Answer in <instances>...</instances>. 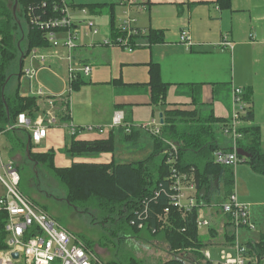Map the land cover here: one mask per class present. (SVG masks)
Returning <instances> with one entry per match:
<instances>
[{"label":"crops","instance_id":"0c3cea01","mask_svg":"<svg viewBox=\"0 0 264 264\" xmlns=\"http://www.w3.org/2000/svg\"><path fill=\"white\" fill-rule=\"evenodd\" d=\"M90 4H99V6L89 9L87 5ZM83 6L92 16H98L105 12L108 19L107 30L103 33L101 40L78 42L77 46L75 45V48L69 51L76 64L91 66V72L88 75H81L83 82L76 89L75 96L73 95V98L78 97V100L82 102V112L76 116L74 110H71L70 94L75 90L72 91L71 88L69 91L67 80L65 82L68 64L65 58L68 54L66 48L65 51L62 50V54L60 53V59L46 60L48 66L43 67L49 68V71L62 83L61 91L46 90V96L55 101V120L51 124L46 125L41 116L44 112L41 102L47 98L35 93L39 87L45 90V87L37 79L39 73L43 71L42 68L31 79L21 72L23 75L21 77H25L29 81V94L20 93L19 83L14 92L4 93L6 96H10L18 90L20 96H34L37 99L36 103L39 108L37 113L40 111L42 113H36L33 119H29L35 120L39 117L46 126L47 132L39 144H33L32 152L43 153L53 149L56 167H69L72 163L132 162L118 161L115 157V149L113 152L90 153L74 158L67 157L62 149L70 139L68 125L72 124L77 128L83 124L109 127L116 111L122 113L123 124H128L130 129H136L139 135L135 141L121 142L119 135L116 134L115 141L117 140L120 145L133 144L136 146L142 135L141 126L151 119L158 118L159 120V113H162L159 108H152L149 104L150 95L147 82L150 62L159 64L161 79L168 83L166 102L182 109L198 108L203 115L212 113L214 117L224 120V124H217V134L224 135L222 128L231 117L233 110L232 87L242 88L245 112L251 110L253 116L252 121L247 124L259 126L260 145L264 152V0H231L230 7L224 9L218 7L216 0H137L132 5H126L122 0H70L71 12L78 13L76 22L82 19L79 9ZM111 15L114 16L116 25L122 17L129 15L135 19L134 26L147 32L150 29L158 31L163 41L150 44L146 37H140L136 39V45L131 51L119 46L105 45L102 40L110 35ZM93 26H95L94 23ZM77 28L78 25L75 22L72 23L74 34ZM183 29H187L191 36L192 44L188 48L179 41V35ZM223 37L231 41V47L219 45ZM26 55L23 58H26ZM55 59L61 62L55 63ZM31 63L33 67L39 65L37 60H32ZM28 64H30L29 60ZM53 64L63 68V74L66 70V74L61 75L50 69V65ZM21 65L22 63L19 64L20 70L22 69ZM32 81H34V86H31ZM245 91H248L249 94L250 102L248 103L244 99ZM59 99L62 103L68 101L69 123L61 122L59 119L65 107L64 104L56 103L59 102ZM56 119L58 120L56 121ZM7 127L8 124H5L0 129V164L12 161L21 175V172L31 167L30 164L33 165L25 157L26 151L20 144L22 140L27 143L30 131L14 128L7 131L5 129ZM117 128L105 130L103 133L79 132L75 138L76 140L106 139L110 131L116 132ZM220 145L231 147V143L230 145L220 143ZM128 150L124 149L123 151ZM254 173L259 175L258 179L264 184V176L255 171ZM233 192H235L234 186ZM5 193L6 187L0 180V197ZM211 195L209 201L200 199L201 206L198 208L196 217L202 216L209 221L207 226L199 227L198 232L208 230V240L210 241L198 249L201 254L189 251V254H193L194 257L187 260L189 264H198L204 260L207 264H219L221 259L217 262H212L209 259L210 255L206 247L215 244L225 246L230 252H233L230 246L234 241L238 243L234 232L229 231L231 226L227 218L221 209L219 210L220 207L218 208L219 203L228 197L225 195L223 186L220 185L219 190L214 191ZM237 198L249 206L254 205L255 207L258 203L264 206V200L257 202L238 195ZM253 212L251 220L254 219L257 222L254 218L256 210ZM227 233L234 235L233 243L226 241ZM203 251H207L209 256L206 257ZM184 252L181 254L183 255ZM184 258L181 257V261L188 264ZM252 258L249 257L248 263L258 264V260H252ZM14 259L16 260L15 264H22L19 257Z\"/></svg>","mask_w":264,"mask_h":264},{"label":"trees","instance_id":"16d2710c","mask_svg":"<svg viewBox=\"0 0 264 264\" xmlns=\"http://www.w3.org/2000/svg\"><path fill=\"white\" fill-rule=\"evenodd\" d=\"M55 1L57 0H17L16 13L13 14L14 0L10 5L8 0H0V129L5 124H14L20 113H26L28 118L33 119L39 109L34 96H20L18 90L10 96L3 93V87L7 80V66L15 58L18 47L15 36L18 22L15 20V15L19 12L25 16V11L30 5L39 10L37 13L42 15V3H46V13L51 14ZM230 1L216 0L221 9L229 8ZM97 6L99 4L87 5L89 9ZM80 8H84V6ZM123 36L124 33L117 28L114 16L111 15L110 38ZM140 37H146L150 44L163 41L160 33L153 29L142 36H131L130 41L135 43L136 39ZM46 45L47 42L42 32L29 25L27 48L22 57L33 47ZM148 67L149 104L152 108L157 107L161 110L163 122L160 124V134H151L153 145L147 157L129 163L115 161L109 164L72 163L69 167H56L54 164L55 151L50 149L43 153L32 152L33 143L31 140L29 142L30 158L26 154L25 157L33 163V183L37 180L35 170L40 169L52 174L65 190V201L77 211L84 213L96 211L100 218H103L102 222L111 221L123 233L129 232L136 235L146 232L151 238L163 236L170 248L177 253L179 251H194L199 254L198 249L203 246L196 226L200 204L193 207L185 216H182L175 206L169 205V176L171 172L166 159L171 148L166 141L170 140L177 144L176 166L178 169L193 171L199 202L201 200L209 201L211 194L219 190L220 185L223 186L225 195L229 196L233 192L234 186L233 167L213 162L215 150L231 149V147H222L216 136L217 124H224L225 121L214 117L212 113L203 115L198 108L182 109L168 104L166 102L168 83L161 79L159 64L150 62ZM18 76H21V70ZM82 82L81 77L72 81V90H76ZM244 99L247 103L250 102L248 91H245ZM63 104L65 106L67 102H63ZM63 113L59 117L60 121L70 122L69 114ZM241 119L244 121V124L239 128L242 138L237 140L236 145L248 152L249 158L240 157L249 164L253 171L264 176V152L260 145V128L258 125L247 124L253 119L251 110H247ZM125 126H119L116 132L111 130L106 139L76 140V134H73L69 136L70 139L62 152L69 158L90 153L113 152L116 134L119 135L121 142L135 141L139 135L134 128H131L130 132H126ZM27 133L29 134V132ZM20 144L25 151L26 141L22 140ZM35 162H37L36 166ZM24 179L20 175L19 188L21 190ZM165 207H169L167 219H165L167 223L159 219ZM6 217V212L0 210V250L7 248L4 230ZM141 221H144L143 227L138 228L136 224ZM233 240L234 235L227 233L226 241L233 243ZM243 245L246 246V254L249 257H255L258 261L262 260V264H264V235H261L258 241H248L246 245ZM180 258L179 254L176 257L177 260L160 264H185ZM125 262L126 264H140L139 261L135 262L133 257L127 258ZM109 264L115 263L110 262Z\"/></svg>","mask_w":264,"mask_h":264},{"label":"built area","instance_id":"2783aa9c","mask_svg":"<svg viewBox=\"0 0 264 264\" xmlns=\"http://www.w3.org/2000/svg\"><path fill=\"white\" fill-rule=\"evenodd\" d=\"M137 0H122L126 5H132ZM46 3H42V15L38 14L33 6L26 9V17L28 24L37 28L42 32L47 42V47L40 50V47L32 48L26 55L31 62L37 60L38 67L29 65L24 68L23 72L26 77L31 79L36 72L47 67L46 60L58 58L60 55L54 48L58 50V40L62 37L64 47L68 50L65 56L68 61L67 66V83L69 86L72 81L76 80L82 74L88 75L91 72V66L88 64H76L70 50L75 48L73 39L75 38L72 29V20L70 16V0H57L53 3L51 14L46 13ZM135 19L126 15L120 19L117 28L124 33L123 37L110 38V35L102 40V43L110 46H119L131 51L135 43L130 41L131 36H142L147 33L146 30L134 26ZM91 32L96 34L98 29L89 22ZM94 27V28H93ZM62 36V37H61ZM179 41L186 47L192 44L190 33L187 29H183L179 35ZM221 47H231V41L223 37L219 43ZM46 49V50H45ZM59 51V50H58ZM60 53V52H59ZM35 93L38 96H46V91L39 87ZM233 110L227 124L223 126L222 132L227 135L231 141V149H217L213 152V162L223 166L233 167L237 163L243 161L236 152V142L242 137L239 131L243 124L241 116L245 112V102L242 98L243 90L240 87H232L231 91ZM51 99V98H50ZM52 103V102H51ZM54 121V117L52 116ZM52 123V122H51ZM13 128L28 129L30 131V140L33 144H39L45 137L47 128L43 121L38 117L30 120L25 113H20L16 117ZM125 126L123 124L122 113L116 111L109 127L103 126H87L79 128V131H95L103 133L105 130L114 129V127ZM144 129L153 135L160 134V123L156 119H151L148 123L143 124ZM125 131L129 132L130 127L125 126ZM170 148L166 162L170 165V186H169V205L175 206L182 216H185L193 207L199 205L197 198V185L193 171H180L177 168V149L176 144L172 141H166ZM0 180L6 187V193L0 197V209L7 214L4 230L6 232L7 248L0 252V264H15L16 260L12 257V253L18 252L19 259L22 264H96V260L90 251L83 248L77 237L61 227L58 222L38 208L32 200H28L19 190L20 174L12 161L0 164ZM201 206V204H200ZM222 213L227 218L229 224L234 228L240 226L252 227L249 221V205L241 202L235 192L229 196L220 205ZM169 207L163 209V214L159 217L165 222ZM196 226L204 227L209 224L207 219L202 216L196 218ZM233 252L222 253L219 264H247L249 256L246 254L247 248L243 244L234 243L230 246ZM208 257V252L203 251Z\"/></svg>","mask_w":264,"mask_h":264},{"label":"rangeland","instance_id":"374dc122","mask_svg":"<svg viewBox=\"0 0 264 264\" xmlns=\"http://www.w3.org/2000/svg\"><path fill=\"white\" fill-rule=\"evenodd\" d=\"M11 1L12 0H8L9 5ZM79 12L81 14L82 19L79 22H76V19H78L77 17L78 13L77 12L72 13L70 10L72 23L75 22L78 25V28L75 30L76 36L73 39V43L77 46L78 42L92 41L95 39L101 40L103 33L107 30L106 29L107 19H108L107 14L103 12L101 15L92 16L88 14L85 8L79 9ZM15 16H16L15 20H17L18 22L15 29V36L18 41V47L16 50L15 58L7 66V71H6L7 81L3 88V93L10 94L14 92L17 84L19 83L20 93L29 94L28 93L29 81L25 77H21L23 76L22 74L20 77L18 76L20 72L19 64L21 63V60L23 58L22 54L23 52H25L26 49L27 32L29 25L26 17V11H25V16L20 14L19 12H17V15ZM90 21H92V23L95 24L94 27L98 29L97 34H93L91 32L92 30L88 25V22ZM64 40H65L64 37L58 40L59 45L57 48L59 51L56 48H54V51H57L59 55L61 52L63 53L62 51L63 49L65 51ZM38 47H40V50H42L44 47L47 49V51L50 50L49 47L47 46H38ZM56 62L60 63L61 61L55 59V63ZM29 65L32 66L33 64L31 62L30 64H28V59L23 58L21 68H26V66ZM42 69L43 71L39 73L37 79L39 83H41L45 87V91L48 89H49L48 91L51 90L53 92L61 91L62 83L58 80V78L49 71V68H42ZM50 69H52L57 73H60L61 75L66 74V70H65V74H63L64 69L59 68L58 65H54V64L50 65ZM65 82H66V78H65ZM33 83L34 81L31 82V86H34ZM68 90L69 91L71 90L70 82H69ZM76 91L77 90L71 92L70 98H71V107H72L71 110H74V114L78 116V114L82 112V106H81L82 102L78 100V97L73 98V95L75 96ZM60 100L61 99H59L58 100L59 102L56 103H60V105L61 104L63 105V103L60 102ZM54 102L55 101H53V99L50 98L48 100L44 99L41 102L42 103L41 107L44 108L43 110L44 112L43 114H41V116L43 117L46 125L51 124V122L53 121L52 116L54 117L55 115L54 110L56 109ZM68 106H69L68 104L65 105L63 109L64 110L63 114H69ZM39 113L42 112L40 111ZM156 119L158 120V118ZM57 120L58 119H56V121ZM11 125L13 124H8V127L5 129L7 131L9 129H13ZM84 126L87 127L94 125L83 124L78 128L73 126L72 124L68 125L71 134L70 136H72L73 134L77 135L80 132L79 128ZM141 128L143 129L142 135L139 138L136 146L133 144L120 145L117 140L115 141L116 142L115 157L118 161L133 162L144 159L148 155V153L150 154L153 145L151 138L152 133L148 131L149 129L147 128L144 129V126ZM81 132H84V130H81ZM216 136L219 143L230 145L231 141L227 135H221L220 133H218ZM175 147L177 149V144ZM124 149H129V150L123 151ZM121 157L124 158L122 159ZM30 166L31 167H28V170L26 171L24 170L23 172H21V177H23V179L25 177V179L22 181L21 184V188L23 191L19 188L22 195L26 197L28 200L30 201L32 200L35 204H37L38 208L42 209L50 217L55 219L61 227L73 233L77 237L79 243L83 246V248L89 250L91 252L90 254L94 256L96 260V264H109L110 262H114L115 264H126L125 260L129 257H133L135 262L139 261L140 264H160L170 260H177L176 259L177 255L183 252V251H179L180 253L179 252L177 253L175 250H172L170 248V245L167 243L166 238H164L163 236H159V238L157 237L151 238L147 235L146 232H141L140 234H136V235L131 234L129 232L123 233L122 231L117 229V226L111 223V221L102 222L103 218H100L99 213L96 211H89L88 213H84L79 210L77 211L65 201L64 199L65 190L58 183V181L52 174L48 172H43L40 169H38L37 180L35 183H33L34 167L31 164ZM233 168L235 169L234 170L235 193L240 197L243 196L246 197L247 199H251L257 202L264 200V184H262V182L258 179L259 175H256V173H254V171L251 169L249 164L246 161L245 162L241 161L237 163L235 166H233ZM169 169H170V165H169ZM222 202L219 203L218 208L220 207V204ZM220 209L221 208H219V210ZM253 210H256L254 218L257 220V222H255L254 219L251 220V216L253 217L254 214ZM144 221H141L140 223L136 224V226L138 228H142ZM249 221L252 223V227L240 226L238 228H234L233 226L230 225L231 227L229 228V231L234 232L235 238H237L238 243H242V244L244 243L246 245L248 241H257L260 239L261 233H264L263 205L258 203L256 204L255 207L254 205L249 206ZM199 235L201 241L203 242V247H204L205 244L208 241H210L208 240L209 232L208 230L201 231V233L199 232ZM206 249H208L209 251V255H210L209 259L212 262L220 261L222 253L227 254L230 252V250H228L225 246H218L215 244L208 245ZM180 257L183 258L185 257L184 258L185 261H187L190 258H194L193 254H189V251H185L183 255L182 254L180 255ZM252 260H257V259L253 257ZM187 263L189 264L188 261ZM260 263L262 264V260H260V262L258 261V264ZM198 264H207V262L206 260H204V261H200Z\"/></svg>","mask_w":264,"mask_h":264},{"label":"water","instance_id":"95a60500","mask_svg":"<svg viewBox=\"0 0 264 264\" xmlns=\"http://www.w3.org/2000/svg\"><path fill=\"white\" fill-rule=\"evenodd\" d=\"M16 5H17V0H14V4H13V7H12L13 14H15ZM162 122H163L162 113H159V123L162 124ZM29 142H30V136H28V140H27L26 148H25L26 155H27L28 158H30V155H29ZM236 152H237V154L239 156H242L244 158H249L248 152L243 150L241 147H237L236 148ZM36 165H37V162H35V166ZM34 173H35V177L37 178V170H35ZM12 257L13 258L19 257L18 252L12 253Z\"/></svg>","mask_w":264,"mask_h":264},{"label":"bare ground","instance_id":"6f19581e","mask_svg":"<svg viewBox=\"0 0 264 264\" xmlns=\"http://www.w3.org/2000/svg\"><path fill=\"white\" fill-rule=\"evenodd\" d=\"M23 70H24V68H22V69H21V72H22V74L24 75V72H23ZM24 76H25V75H24ZM80 77H81V76H80Z\"/></svg>","mask_w":264,"mask_h":264}]
</instances>
